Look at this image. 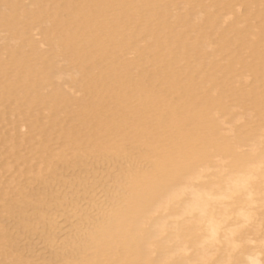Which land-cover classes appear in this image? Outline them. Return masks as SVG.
Here are the masks:
<instances>
[{
  "label": "bare ground",
  "instance_id": "6f19581e",
  "mask_svg": "<svg viewBox=\"0 0 264 264\" xmlns=\"http://www.w3.org/2000/svg\"><path fill=\"white\" fill-rule=\"evenodd\" d=\"M60 57L82 96L57 83ZM4 101L13 107L0 121L9 114L27 131L0 135L3 158L45 132L39 158L55 140L52 157H101L131 181L68 246L54 214L74 196L26 215L25 173L0 180V200L11 199L0 264H264V240L251 238L264 224V0H0ZM6 217L52 255L36 254L44 243L8 230Z\"/></svg>",
  "mask_w": 264,
  "mask_h": 264
},
{
  "label": "rangeland",
  "instance_id": "374dc122",
  "mask_svg": "<svg viewBox=\"0 0 264 264\" xmlns=\"http://www.w3.org/2000/svg\"><path fill=\"white\" fill-rule=\"evenodd\" d=\"M206 2L209 3L208 1ZM237 4L239 5L238 7L240 8L239 3H234L232 7L234 9H239L236 6ZM214 10L215 12H218V10L215 8V9H211V11H213L212 13H214ZM227 11L228 10H226V12ZM220 13H222L223 16L225 14V17L229 16L228 12L226 14L225 12H222L221 10ZM253 24H260V21L258 19L254 20ZM34 34L37 40L39 39V41H42L40 34L38 35L37 32L36 33L34 32ZM226 56L227 55H225V57ZM131 57H133V55H131ZM225 57L223 55L221 56L222 58L221 60L224 63H226L228 59V58L226 59ZM56 62L57 63H56L54 72L58 73L59 70L62 73L64 72L63 75H61L62 79H60V81L58 80L57 83H60V85L63 84V88L64 87L65 89L66 87L70 88L77 95L82 96L81 94L83 92H81L78 89V87L74 85L75 84L74 80L76 79L75 80L76 82L78 78L80 77V75H76V78L74 77V80L71 79L74 76V71L68 68L69 67L68 62L63 57L57 58ZM62 69H65L66 71L65 70L62 71ZM61 81H62V84H61ZM12 107H13V104L10 101H4L0 103V111L2 112L10 111ZM39 109L40 108H38L36 113L37 112L46 113L44 112L42 108L40 110ZM240 112L243 113V116L245 118H250L249 115L246 113V110L242 109ZM0 116H2V114H0ZM3 116L6 118V120L0 121V135L3 133L8 135L10 132L13 134H18L20 131L22 133L27 131L25 121H18L16 124H10L9 114H4ZM225 120L228 122L229 121L231 122L233 119L232 117H226ZM244 121L245 120H243L242 122ZM237 125H238L237 123H234V121H232L231 123H229V125H226L225 127L227 128L238 127ZM46 134L47 133L44 132L43 134H41L42 136H40L38 139L32 140L34 144L28 148H24L23 150H20V151L17 149L15 150V148L14 149L12 148L13 151L15 150L14 152H19L20 154L31 158L32 162L30 164L28 162L18 163L12 157H10L12 153H7V152L8 151L10 152V150L12 151L11 148L7 149V152L4 153L6 157L3 158L1 156V148H3V146L0 145V173H1L0 180L3 186H5V184H8L9 186V183L13 179H15V177L19 176L20 171H23V173H25L23 175L21 184H23V186L25 187L24 195L29 201V204H26L28 206L26 210L27 211L26 215H29L30 212L35 211L34 207L39 202H41L43 207L52 208L56 205H59L61 201L63 200V198H65L66 196H70V197L74 196V199H72L71 201L72 205L70 206V208H62L59 206L58 211L54 214V218L56 217L55 219L58 220L57 224L58 222L60 224V225L58 224L59 230H57L58 237L61 238V240L63 239L62 241H64L65 244L69 246L77 242V239L79 238L78 235L76 234L77 226L84 225L85 227H88L90 224H95V221L98 220V216L100 215V212H101L100 211L101 207H99L98 210L95 212L93 209L95 208L96 205H101V204L107 205L109 203L113 204L115 199L120 198L121 193L118 192V189L121 187V184L125 183V181L126 182L131 181L129 178L130 175L123 174V168H122L123 165H120V164L111 165L105 160L101 159V157L100 158L76 157L74 153L72 152H69L67 156V158L69 159L68 161H64L60 157H52L51 152L55 150L53 149L54 147L55 148L57 147V150L60 153L61 146L55 140H52L54 142L52 141H50L51 143L49 142L50 143L49 150H51V152H48L49 151L48 150L47 153L46 152L44 153V158H39L41 156L39 155L40 154L39 148H41V146L45 142H47ZM56 135H58V133H56ZM229 135H231L232 137H235V135L237 134L231 133ZM57 144L60 147L57 146ZM57 150H55L56 152L54 151V153H58ZM36 157H38V159H36ZM226 163L227 161H224V163H218V165H222ZM11 165L12 167L15 166L14 170L12 167L8 168ZM97 167H103L106 170L101 173V172L96 171ZM79 169H82L81 176H78ZM10 170H13V171H10ZM3 171H5V173ZM76 179H80L81 181L79 183H76L75 186H73L72 183ZM5 181L7 182L5 183ZM88 186H90L89 189H87ZM92 186L93 188L90 189ZM5 198L6 200H9L10 202L11 199L9 196ZM6 200L5 202H4V198L0 200L1 201L0 209H2L3 206H6L9 203ZM2 202H4L5 204H3ZM14 214H16V212L12 211V216H14ZM31 219H32V222L38 221L36 220L37 218L34 216L30 218V220L28 218L26 221L27 222L31 221ZM3 221H2L3 224L7 226L6 228L8 230L16 228L19 230V233L22 234L21 236L24 235L23 238L28 237L29 240L33 238L35 242L44 243L41 247H39L40 249H37L36 254L41 253L43 256H47V257L52 255V252H50V254L47 253L48 251H51L52 249H49L50 247L45 242V239H40L41 235L40 236H38L37 234L33 235L34 234L33 232L30 234H27L28 232H26V230L24 231V226L23 227L17 226L13 218L6 217L3 219ZM262 226H263L262 231L259 233L253 234L251 237L257 243H261L264 240V224ZM61 240L60 242H62ZM258 245L259 244L257 245L255 244L254 246V243H249V246L251 247H258ZM23 248L25 247H22V249ZM22 249L21 251L23 252ZM27 249H28L27 250L28 254H30V251L32 248L27 247Z\"/></svg>",
  "mask_w": 264,
  "mask_h": 264
}]
</instances>
